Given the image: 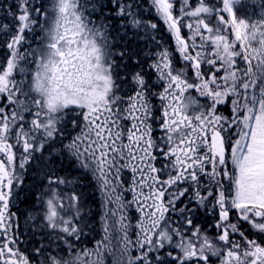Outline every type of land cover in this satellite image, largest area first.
<instances>
[{"label": "snow or ice", "instance_id": "1", "mask_svg": "<svg viewBox=\"0 0 264 264\" xmlns=\"http://www.w3.org/2000/svg\"><path fill=\"white\" fill-rule=\"evenodd\" d=\"M245 2L151 0L184 62L174 67L167 48L150 60L137 50L158 29L139 0H14L0 22V264H264V11L249 20ZM37 27L38 46L24 48ZM66 165L103 196L92 248L75 243L80 196L61 194ZM29 167L48 190L31 240L10 208Z\"/></svg>", "mask_w": 264, "mask_h": 264}, {"label": "trees", "instance_id": "2", "mask_svg": "<svg viewBox=\"0 0 264 264\" xmlns=\"http://www.w3.org/2000/svg\"><path fill=\"white\" fill-rule=\"evenodd\" d=\"M47 1V3H46ZM49 0H36V2L42 4L47 7ZM88 2V0H84ZM146 0H139V3L141 4V13L143 16H145V9L144 4ZM14 4V0H0V22H11L12 17L6 15L7 8ZM98 14V13H97ZM146 18V17H145ZM160 23V22H159ZM159 25V24H158ZM160 26V25H159ZM155 41L147 40V44L143 42V40H139L138 43V51L142 52V59H151L152 53L159 51L163 48H170V51L173 52V66L174 67H182L184 62L179 57L178 53H176L174 50L176 48L174 39L172 35L169 32L165 33V29L158 28L155 32ZM29 37L30 43L32 44V40L34 39V36L32 34L27 35ZM3 39L4 37L0 36V63L3 62L4 55H5V49L3 48ZM118 42L124 46L123 40H118ZM162 42V43H161ZM123 43V44H122ZM154 44L157 43V49H150L148 44ZM133 47H136V45H133ZM122 48V47H121ZM119 48L118 50H120ZM120 59V58H119ZM121 62V60H120ZM189 75L191 76V72H189ZM153 81L155 82V76H153ZM158 91H162V89H159L157 87ZM160 101L156 100V107L159 108ZM159 131L155 132L154 135H157ZM19 157V155H17ZM66 170L61 172L62 176H68L72 183L68 185H61V194L64 196H69L73 192L77 193L80 198L82 197L85 203V207L81 204V212L83 214V217H85V222L82 224H79V226L83 229V235L81 236L80 241H78L77 246H86L90 248L91 246H94L97 241L102 239L103 237V230L99 228V222L103 221V201L101 197V193L97 184V181L92 176L90 172L87 170L80 169L76 166L71 167L70 169L67 168V165L65 166ZM128 173H125V176H127ZM23 183L21 187L19 188V199L21 200V208L18 209L20 213V220L23 221L25 218V212L29 214H33L36 212L35 208L37 207L38 203H41V200L46 196L47 194V186L44 184V181L42 177H39L37 175V172L34 168L29 167V169L23 173L22 176ZM82 200V201H83ZM83 203V204H84ZM30 207L29 209H26V207ZM132 223H136V217L132 218ZM198 222L201 225V228L207 227L208 230L211 232V228H213L214 220L212 216H207V214L201 212L199 213ZM81 223V220H80ZM136 229H131L130 233L131 235L135 236ZM23 236L21 239H23L25 236L29 237L31 239V233L30 228L26 232H22Z\"/></svg>", "mask_w": 264, "mask_h": 264}, {"label": "rangeland", "instance_id": "3", "mask_svg": "<svg viewBox=\"0 0 264 264\" xmlns=\"http://www.w3.org/2000/svg\"><path fill=\"white\" fill-rule=\"evenodd\" d=\"M51 2H52V0H49L48 1L46 10L48 9V7L51 4ZM84 2H86V1H84ZM150 2H151V0H146L145 3H143L144 4V9H145V16H143V18H144L145 22L157 23V24L160 25V26L158 25V28H163L164 27L165 33L166 32H169L168 29H167V26L164 25L163 22L158 17H156V15H155L154 12H151L150 11ZM194 2H195V0H194ZM46 3H47V1H46ZM262 11H264V9H261L260 8V6H259V0H246L245 6L244 7H240V10H239L238 14L239 15H246L249 20L256 21V20L260 19L261 12ZM96 15H98V14H96ZM225 15H227V14L225 13ZM118 28H119V25H116L112 29V37H114V40H113V48L117 52L119 51L118 50L119 48L123 47L118 42V40H122L121 39V36L123 35L121 32L118 31ZM28 34H32L34 36V39L32 40L33 41L32 42L33 45H30V46L29 45H25L24 48H26V49L27 48H36L38 46V43L40 42V39H41V30L39 29V27H37V29H36V31L34 33H26V36ZM149 34L152 35L153 33H149ZM184 34L186 35V37H187V35H190V34L187 33V30L186 29L184 30ZM172 37L174 39V36L173 35H172ZM143 42L147 44L148 41L147 40H143ZM174 42H175V39H174ZM148 45H149L150 49L151 48L152 49H157V46H158L157 43H154V44L152 43V44H148ZM167 49L170 51V48H167ZM23 50L24 49H22V51ZM156 52H158V51H156ZM119 58H120L119 56H116V60H117L118 63H120V59ZM152 58H154L153 53H152L151 59ZM23 63L25 65L26 69L29 70V72L34 68V65L30 62V60L29 61H25ZM191 95L194 96L196 99H198L201 104H204L206 102V98L199 97V95L197 93H195V92H192ZM156 100H157L156 98L153 99V103L155 105H156ZM222 110H223V112H224L225 115H228V106L227 105L222 106ZM159 134L160 133H157V135H159ZM17 155H20V151L18 149H17ZM129 177H130V173H128V175L125 176V180L127 181V179ZM21 185L19 187H15L14 186L13 202L10 204L11 211L15 212L16 213V216L18 218V223L20 225V227L18 229V232H20V233L28 231V229L30 228V224L32 222L30 218L31 217L39 216L41 214V209L43 207L41 203H38L37 207L35 208L36 212L33 213V214H29L28 212L26 214V212H25V218H24L23 221H21L20 218H19L21 212L18 211V209L21 208V202H20L21 200L19 199V188L21 187ZM100 193H101V191H100ZM126 196H127V199H129V200L131 199V194L130 193H126ZM101 197H102V201H103L102 193H101ZM82 200H83V198L81 197L80 198V205L82 204L85 207L84 200L83 201ZM65 202L67 203V201H65ZM29 208L30 207H28V206L26 207V209H29ZM102 210H103V213H104V206H103V209ZM128 215H129V219L131 220L132 218H135V217L137 218V216L139 214L135 211L134 208H132V209L129 210ZM233 215H234V213H233ZM207 216H209V215H207ZM85 219L86 218L83 217V214L81 212V223L80 224L84 223L85 222ZM131 222H133V221H131ZM132 224L135 225V222L132 223ZM98 225H99V228L102 229L103 221H100ZM245 227H247V226L245 225ZM132 229H134V227ZM211 232H215V229L214 228H211ZM130 236H131V238L133 240H136V235L134 236V235H131L130 234ZM50 239H54V237H51ZM75 243L77 244L78 241H76ZM23 246L27 247L28 246V243L26 242ZM53 247H55V246H53ZM92 247H94V246H91L90 248H92ZM132 254L135 255L136 253L133 252Z\"/></svg>", "mask_w": 264, "mask_h": 264}]
</instances>
